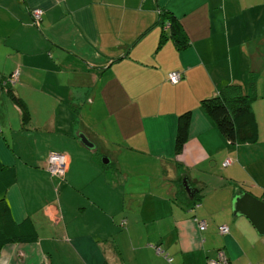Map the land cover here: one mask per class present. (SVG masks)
<instances>
[{"label":"crops","instance_id":"0c3cea01","mask_svg":"<svg viewBox=\"0 0 264 264\" xmlns=\"http://www.w3.org/2000/svg\"><path fill=\"white\" fill-rule=\"evenodd\" d=\"M231 83L254 91L253 143H231L202 111ZM52 152L68 158L63 178L45 168ZM243 192L264 197V0H0V200L38 233L0 264H208L218 250L264 264L263 236L234 214Z\"/></svg>","mask_w":264,"mask_h":264},{"label":"trees","instance_id":"16d2710c","mask_svg":"<svg viewBox=\"0 0 264 264\" xmlns=\"http://www.w3.org/2000/svg\"><path fill=\"white\" fill-rule=\"evenodd\" d=\"M160 17L161 23L169 31V39L178 49L185 48L188 45V37L176 16L169 11H164ZM165 39L166 36L163 35L161 43ZM10 85L11 83L7 82L4 87ZM252 88L253 82L251 83ZM254 98V91L247 93L240 84L231 83L223 87L216 95L203 98L200 105L206 117L228 141L253 143L258 137V124L252 108ZM15 100L22 111V121L28 122L29 113L25 103L19 98ZM190 123L191 111L188 110L179 117L174 149L176 155L182 152L187 141ZM196 201L197 199L193 201V204ZM37 239L38 233L34 223L30 219L21 223L14 221L9 206L4 200H0V252L6 245L29 244Z\"/></svg>","mask_w":264,"mask_h":264},{"label":"built area","instance_id":"2783aa9c","mask_svg":"<svg viewBox=\"0 0 264 264\" xmlns=\"http://www.w3.org/2000/svg\"><path fill=\"white\" fill-rule=\"evenodd\" d=\"M32 18L34 24H39L42 18V10L35 9L32 11ZM182 79V73L179 71H174L168 74V81L172 84H177ZM18 80V72L12 74V76L7 80V82L13 84ZM227 161L225 164H228ZM68 164V158L66 155L58 152H52L48 154L45 168L54 177L63 178L65 176L66 167ZM264 202V198L262 199ZM200 230L205 229V224H200ZM229 231L228 227H221L220 233L227 234ZM264 241V235H263ZM208 264H230L227 254L224 250H218L217 256L214 259L209 260ZM251 264V263H250Z\"/></svg>","mask_w":264,"mask_h":264},{"label":"water","instance_id":"95a60500","mask_svg":"<svg viewBox=\"0 0 264 264\" xmlns=\"http://www.w3.org/2000/svg\"><path fill=\"white\" fill-rule=\"evenodd\" d=\"M80 139L87 147H93L85 135L81 134ZM184 184L190 192V186ZM234 214L246 216L253 223L257 232L262 236L264 235V202L262 200L257 199L248 192H243L235 199Z\"/></svg>","mask_w":264,"mask_h":264},{"label":"rangeland","instance_id":"374dc122","mask_svg":"<svg viewBox=\"0 0 264 264\" xmlns=\"http://www.w3.org/2000/svg\"><path fill=\"white\" fill-rule=\"evenodd\" d=\"M148 166H152V165H148Z\"/></svg>","mask_w":264,"mask_h":264}]
</instances>
